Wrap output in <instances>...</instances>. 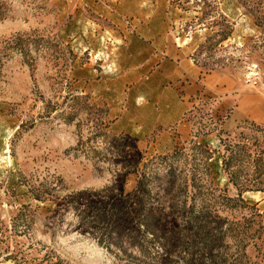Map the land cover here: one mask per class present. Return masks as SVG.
<instances>
[{
	"label": "rangeland",
	"instance_id": "374dc122",
	"mask_svg": "<svg viewBox=\"0 0 264 264\" xmlns=\"http://www.w3.org/2000/svg\"><path fill=\"white\" fill-rule=\"evenodd\" d=\"M0 264H264V0H0Z\"/></svg>",
	"mask_w": 264,
	"mask_h": 264
},
{
	"label": "trees",
	"instance_id": "16d2710c",
	"mask_svg": "<svg viewBox=\"0 0 264 264\" xmlns=\"http://www.w3.org/2000/svg\"><path fill=\"white\" fill-rule=\"evenodd\" d=\"M98 206H99V204L97 202H95V203H92L91 206L89 207V209L95 210V212L97 214H99V216H97V215L93 216L95 219V222H97L96 219H98V218L100 219L103 216L105 217V212H103V211L98 212L99 211L97 208ZM140 206H141V204L136 200L135 208H134L135 211H133V213H132L134 215V217H129L128 214H123V210H118V211L112 213L111 217L108 221V226L111 227V230L108 233L115 232V231L118 232V230L120 229V227H122L123 224H129L130 223L129 224V229H130L129 232L135 233V234H133L131 239L141 238L142 236H141L140 232L137 230V228H138L137 226H139V223L145 221L144 220L145 217L143 215L139 214L140 213V208H139ZM135 220H136V222H135ZM133 223H135L134 227H131V224H133Z\"/></svg>",
	"mask_w": 264,
	"mask_h": 264
},
{
	"label": "built area",
	"instance_id": "2783aa9c",
	"mask_svg": "<svg viewBox=\"0 0 264 264\" xmlns=\"http://www.w3.org/2000/svg\"><path fill=\"white\" fill-rule=\"evenodd\" d=\"M254 75V74H251V76Z\"/></svg>",
	"mask_w": 264,
	"mask_h": 264
}]
</instances>
